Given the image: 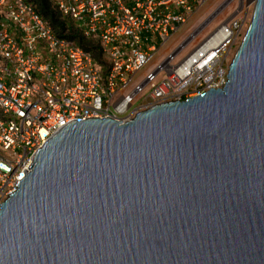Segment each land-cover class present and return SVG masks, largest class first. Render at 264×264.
I'll return each mask as SVG.
<instances>
[{"label":"water","instance_id":"95a60500","mask_svg":"<svg viewBox=\"0 0 264 264\" xmlns=\"http://www.w3.org/2000/svg\"><path fill=\"white\" fill-rule=\"evenodd\" d=\"M0 211V264H264V0L223 89L73 121Z\"/></svg>","mask_w":264,"mask_h":264},{"label":"built area","instance_id":"2783aa9c","mask_svg":"<svg viewBox=\"0 0 264 264\" xmlns=\"http://www.w3.org/2000/svg\"><path fill=\"white\" fill-rule=\"evenodd\" d=\"M53 1L99 42L107 73L91 53L59 38L28 0H0V211L37 152L69 123L125 121L223 89L244 34L237 16L189 53L181 43L156 61L209 0Z\"/></svg>","mask_w":264,"mask_h":264},{"label":"rangeland","instance_id":"374dc122","mask_svg":"<svg viewBox=\"0 0 264 264\" xmlns=\"http://www.w3.org/2000/svg\"><path fill=\"white\" fill-rule=\"evenodd\" d=\"M255 3L256 0H209L201 10L192 15L190 22L177 34L171 44L159 53L156 61L172 52L181 43L185 45L184 54L189 53L197 43L203 42L221 25L237 16L243 18L244 37L252 20ZM194 35L198 38L194 39ZM240 44L241 41L233 51L231 62Z\"/></svg>","mask_w":264,"mask_h":264},{"label":"trees","instance_id":"16d2710c","mask_svg":"<svg viewBox=\"0 0 264 264\" xmlns=\"http://www.w3.org/2000/svg\"><path fill=\"white\" fill-rule=\"evenodd\" d=\"M37 13L49 22L54 33L62 39L75 42L85 51L91 53L95 62L103 66V73H107V62L99 42L87 39L69 18H65L53 0H28Z\"/></svg>","mask_w":264,"mask_h":264}]
</instances>
